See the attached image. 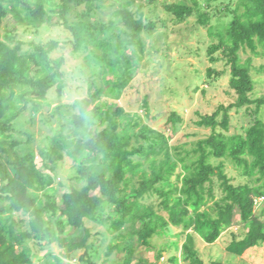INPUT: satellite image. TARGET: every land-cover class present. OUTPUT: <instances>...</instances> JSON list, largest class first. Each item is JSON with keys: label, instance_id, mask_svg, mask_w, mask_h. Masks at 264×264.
<instances>
[{"label": "trees", "instance_id": "trees-1", "mask_svg": "<svg viewBox=\"0 0 264 264\" xmlns=\"http://www.w3.org/2000/svg\"><path fill=\"white\" fill-rule=\"evenodd\" d=\"M211 1L164 6L176 21L196 16L209 28L217 38L209 47L210 59L226 62L230 87L237 94L228 106L199 114L197 126L211 133L187 148L172 147L171 136L144 124L141 114L102 102L105 94L122 97L142 59L143 35L158 27L145 17L143 5L136 6V0H0V26L9 15L15 22L14 28L0 29V264H34V246L53 245L59 254L50 251L43 264H67L82 249V263L97 264L87 249L92 235L88 220L115 233L107 253L123 251L118 264H150L136 253L142 246L154 247L155 238L165 240L159 260L172 246L178 252L182 235L188 264H222L201 258L193 233L214 243L237 224L244 232L232 234L230 253L242 256L264 248V120L258 116L264 99L251 98L256 83L252 58L241 56L247 49L264 56V0H237L232 18L219 21L216 31ZM104 14L110 15L107 21ZM44 24L63 26L69 34L68 51L83 63L99 66L100 79L88 80L86 97L61 106L71 116L35 153L32 134L17 130L16 123L29 112L41 111L51 90L62 96L68 85L66 56H53L62 42L50 39L25 49L18 37L20 26ZM212 73L220 75L210 69ZM252 104L254 121L232 133L231 111ZM182 120L177 112L170 116L174 124ZM66 156L83 185L65 191L59 203L55 183ZM228 161L247 182H234L226 171ZM154 195L160 199L159 209L145 201ZM172 226L182 231L172 233ZM68 228L83 236L78 239ZM180 260L175 253L168 261Z\"/></svg>", "mask_w": 264, "mask_h": 264}, {"label": "rangeland", "instance_id": "rangeland-1", "mask_svg": "<svg viewBox=\"0 0 264 264\" xmlns=\"http://www.w3.org/2000/svg\"><path fill=\"white\" fill-rule=\"evenodd\" d=\"M189 3V0H136V6L143 5L145 17L157 22V29L152 33L143 35L144 53L138 69L134 72V79L124 91L120 99L111 98L108 94L103 96L102 102L118 104L128 112L139 113L142 122L152 128L171 136L170 144L190 148L195 141L211 133L208 128L198 127L196 121L199 114H212L220 105L228 106L237 99L236 92L230 87V68L224 60L212 62L209 56V47L217 41L211 36L209 28L199 24L198 18L191 17L184 22L176 21L165 10L166 3ZM206 4V0H201ZM111 4V1L107 2ZM238 6L237 0H213L210 2V12L215 14L211 26L218 28L219 21H229L232 11ZM104 20L110 18L104 14ZM15 22L11 15L5 20L0 29L14 28ZM216 31V30H215ZM18 37L25 43V49L32 44H43L50 39L62 42L53 56L65 55L67 64L65 70L68 85L63 95L59 96L54 88L43 101L42 110L29 112L18 123L17 130L32 134L31 148L38 153L41 147L50 143L58 131L62 130L71 113L62 110L61 106L71 104L77 99L88 95L89 79L99 80V66H92L90 61L81 62L82 57L72 55L68 49L66 40L68 32L63 26L52 27L44 24L38 28L20 26ZM220 54V53H219ZM221 55V54H220ZM243 60L252 58V74L256 80L255 88L251 93L253 100L264 99V56H256L250 49L241 52ZM220 72V75L209 70ZM224 72V73H221ZM147 101V106H145ZM256 104L248 108L231 111V132L242 131V128L250 125L256 116ZM173 112H177L182 121L176 124L170 121ZM258 116L264 120V103L261 105ZM30 148V149H31ZM162 158V157H161ZM37 161L41 165V158L37 155ZM227 173L233 177L236 184L245 183L248 178L242 177L235 167L228 161L225 163ZM77 167L73 160L66 156L59 164L55 186L56 197L60 203L62 195L71 187H81L83 183L76 179ZM220 193V192H219ZM153 202L159 209L160 199L158 195L145 199ZM86 226L91 230L88 242V252L97 264H118L124 258L123 251H115L108 254V247L115 233L108 231L107 227L99 222L87 221ZM69 232H75L68 228ZM182 228L172 226V233L181 232ZM244 228L237 224L225 231L220 239L214 243L205 242L198 234L193 233L195 246L201 258L209 263L220 261L222 264H264V248H253L242 256H237L227 250L234 233H242ZM75 236L79 239L83 236L82 231H76ZM170 241L176 240L170 236ZM168 241V240H167ZM185 235L180 238V250L177 252L172 246L163 251V257L158 259V252L162 250L165 240L163 237L153 240L154 247L142 246L138 249L136 257L143 258L150 264H170L169 257L177 253L181 258L180 264H188L183 260L182 245ZM59 254L60 249L53 245L41 248L34 246V264H43L46 254L49 252ZM85 250L76 252L67 264H83L80 260Z\"/></svg>", "mask_w": 264, "mask_h": 264}]
</instances>
